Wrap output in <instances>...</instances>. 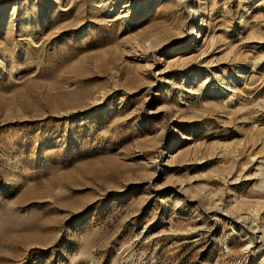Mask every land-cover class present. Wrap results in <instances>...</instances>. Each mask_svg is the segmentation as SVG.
<instances>
[{
    "label": "rangeland",
    "instance_id": "rangeland-1",
    "mask_svg": "<svg viewBox=\"0 0 264 264\" xmlns=\"http://www.w3.org/2000/svg\"><path fill=\"white\" fill-rule=\"evenodd\" d=\"M3 226L0 264H264V0H0Z\"/></svg>",
    "mask_w": 264,
    "mask_h": 264
},
{
    "label": "bare ground",
    "instance_id": "bare-ground-1",
    "mask_svg": "<svg viewBox=\"0 0 264 264\" xmlns=\"http://www.w3.org/2000/svg\"><path fill=\"white\" fill-rule=\"evenodd\" d=\"M196 15H198L197 13H196ZM11 213V212H10ZM10 215V214H9ZM13 217H12V219L10 220V222L9 223H12L13 225H16L17 223H18V219H17V215L16 216H14V215H12ZM10 217V216H9ZM8 222V221H7ZM13 229V228H12ZM4 230H6V228L3 226V228L2 229H0V233L1 232H3ZM11 230V229H10ZM9 232V231H8ZM4 233V232H3Z\"/></svg>",
    "mask_w": 264,
    "mask_h": 264
}]
</instances>
